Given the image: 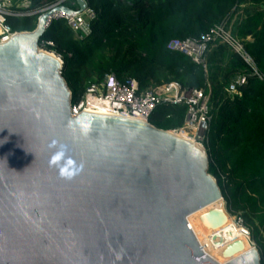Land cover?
I'll use <instances>...</instances> for the list:
<instances>
[{
	"label": "water",
	"instance_id": "obj_1",
	"mask_svg": "<svg viewBox=\"0 0 264 264\" xmlns=\"http://www.w3.org/2000/svg\"><path fill=\"white\" fill-rule=\"evenodd\" d=\"M74 1L0 44V264H217L186 221L223 200L206 152L137 120L71 117L62 63L38 42L88 8Z\"/></svg>",
	"mask_w": 264,
	"mask_h": 264
},
{
	"label": "trees",
	"instance_id": "obj_2",
	"mask_svg": "<svg viewBox=\"0 0 264 264\" xmlns=\"http://www.w3.org/2000/svg\"><path fill=\"white\" fill-rule=\"evenodd\" d=\"M60 1L31 0L27 12L34 15L7 17L5 23L13 32H32L39 11ZM85 1L95 14L88 35L77 38L57 19L38 42V48L53 44L46 51L61 60L71 103L110 73L120 83L135 80L140 90L177 83L203 91L210 118L203 141L207 172L216 180L227 212L248 229L264 264V0ZM63 5L77 8L74 0ZM239 12L230 35L254 69L219 39L208 45L201 65L167 49L173 40L199 39L214 26L224 25L226 31ZM239 76L246 83L238 95H229L226 88ZM185 115V105L159 104L148 123L171 132L183 125Z\"/></svg>",
	"mask_w": 264,
	"mask_h": 264
},
{
	"label": "built area",
	"instance_id": "obj_3",
	"mask_svg": "<svg viewBox=\"0 0 264 264\" xmlns=\"http://www.w3.org/2000/svg\"><path fill=\"white\" fill-rule=\"evenodd\" d=\"M61 3H63L62 0L51 7ZM30 5L31 0H0V44L8 42L17 34L5 23L6 18L34 15L35 12H27ZM46 9L40 10L39 15L44 13ZM94 18L95 14L87 8L81 14L71 16L61 13L57 14L54 20H63L73 34L81 39L89 34V24ZM217 39L233 48H238V53L244 62L254 69L252 59L241 51L238 43L225 31L224 25L214 26L199 39L173 40L168 44L167 49L170 52L188 57L194 64L201 65L204 64L208 45ZM52 47V43L44 42L40 45L39 50H44L45 52L47 48ZM52 55L55 57L53 53ZM55 58L61 61L60 58ZM260 79L262 78L260 77ZM245 83V77L239 76L235 78L226 88V93L238 95V88ZM159 104L186 106L183 125L170 133L178 138L184 136L187 140L193 141L204 150L203 141L210 120L208 115V96L201 90L181 88L177 83H171L167 86L163 85L156 89L140 90L135 80L127 79L124 83H120L110 73L105 75L102 80L90 85L78 102L71 103L70 101V115L71 117H76L83 112H104L111 114L113 117L128 118L148 123L150 115ZM235 224L250 242L249 231L242 225L239 218H235ZM250 244L252 243L250 242ZM252 245L254 246V244Z\"/></svg>",
	"mask_w": 264,
	"mask_h": 264
},
{
	"label": "bare ground",
	"instance_id": "obj_4",
	"mask_svg": "<svg viewBox=\"0 0 264 264\" xmlns=\"http://www.w3.org/2000/svg\"><path fill=\"white\" fill-rule=\"evenodd\" d=\"M89 113L112 117L111 114L104 112ZM181 138L202 150L193 141L187 140L184 136ZM186 221L204 254L217 264H226L254 248L226 213L222 200L191 214Z\"/></svg>",
	"mask_w": 264,
	"mask_h": 264
},
{
	"label": "rangeland",
	"instance_id": "obj_5",
	"mask_svg": "<svg viewBox=\"0 0 264 264\" xmlns=\"http://www.w3.org/2000/svg\"><path fill=\"white\" fill-rule=\"evenodd\" d=\"M137 15V13L136 12H132V16H136ZM240 21V12L238 13V14H236L235 16H233L232 17V19L230 20V22H229V27H228V29L226 30V32L227 33H229V35H230V32H232V30H233V28H234V26H235V24L236 23H238ZM81 36H83L82 34H80ZM231 36V35H230ZM232 38V37H231ZM230 48L232 49V51L233 52H235V53H238V51H239V49L238 48H233V47H231L230 46ZM44 51V50H43ZM45 52H47V51H45ZM48 53H50V52H48ZM50 54H52V53H50ZM56 57V56H55ZM224 200H222V204H223V206H224V208H225V210H226V213L233 219V221H234V223H235V217L234 216H231L228 212H227V209H226V203H225V201L223 202ZM215 232H217V231H215ZM250 242L252 243V244H254L251 240H250ZM252 244H250V245H252ZM254 248H256L255 247V244H254V246H253Z\"/></svg>",
	"mask_w": 264,
	"mask_h": 264
}]
</instances>
